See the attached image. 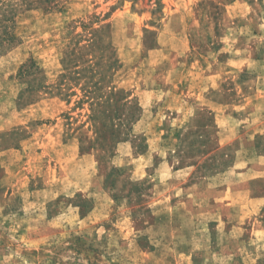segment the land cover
<instances>
[{
  "label": "rangeland",
  "instance_id": "1",
  "mask_svg": "<svg viewBox=\"0 0 264 264\" xmlns=\"http://www.w3.org/2000/svg\"><path fill=\"white\" fill-rule=\"evenodd\" d=\"M13 30L0 264H264V0H48Z\"/></svg>",
  "mask_w": 264,
  "mask_h": 264
},
{
  "label": "trees",
  "instance_id": "2",
  "mask_svg": "<svg viewBox=\"0 0 264 264\" xmlns=\"http://www.w3.org/2000/svg\"><path fill=\"white\" fill-rule=\"evenodd\" d=\"M41 1L48 0H0V50L5 48V45L17 42V36L13 30L17 13ZM11 22L14 23L12 29Z\"/></svg>",
  "mask_w": 264,
  "mask_h": 264
}]
</instances>
